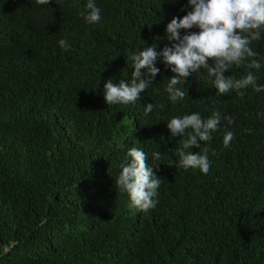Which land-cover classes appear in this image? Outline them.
<instances>
[{"label":"trees","instance_id":"1","mask_svg":"<svg viewBox=\"0 0 264 264\" xmlns=\"http://www.w3.org/2000/svg\"><path fill=\"white\" fill-rule=\"evenodd\" d=\"M86 2L0 0V264H264V92L219 97L193 74L189 98L172 104V73L157 62L140 101L108 107L104 83L129 80L143 47L170 46L166 25L187 0H96L95 26L84 23ZM253 48L264 56V41ZM257 75L264 84V69ZM214 110L232 123L222 119L202 146L209 173L175 168L182 137L170 139L167 121ZM133 146L149 163L162 153L158 203L135 214L115 184Z\"/></svg>","mask_w":264,"mask_h":264},{"label":"clouds","instance_id":"2","mask_svg":"<svg viewBox=\"0 0 264 264\" xmlns=\"http://www.w3.org/2000/svg\"><path fill=\"white\" fill-rule=\"evenodd\" d=\"M35 2L48 5L51 0ZM169 2L175 4L179 0ZM84 9L86 26H95L101 21V8L96 0H87ZM180 11L186 14L173 17L166 25L163 39L170 46L166 45L159 51L157 43L143 47L131 56L129 80L121 79L116 83L110 78L104 83L102 93L108 107L135 105L140 101L161 71L157 62L172 73L169 79H165L167 83L163 88L172 104L188 97L185 85L193 74H206L219 97L230 92L243 96L249 87L254 92H264V84L258 83L257 75L264 69V56L253 48L254 42L264 41V0H187ZM58 44L64 51L70 47L66 39H60ZM240 67L247 69L243 76ZM155 107L153 103L146 104L144 115L151 114ZM222 119L232 123L231 117H222L219 110L212 111L208 117L193 112L169 119L166 126L170 139L182 137L181 147L175 149L178 158L173 161V166L208 174L212 162L208 148L202 146L213 139ZM233 138L232 131L224 132V148L230 147ZM193 148H199V151L193 153ZM161 157L160 151H153L149 163L143 149L135 146L128 149L115 184L121 193L126 194L130 212H147L156 207L162 181L154 169L161 163Z\"/></svg>","mask_w":264,"mask_h":264}]
</instances>
